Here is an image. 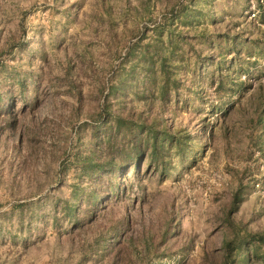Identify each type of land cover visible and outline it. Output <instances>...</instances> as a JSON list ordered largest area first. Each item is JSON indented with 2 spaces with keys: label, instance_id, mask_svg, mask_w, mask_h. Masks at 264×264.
I'll return each mask as SVG.
<instances>
[{
  "label": "rangeland",
  "instance_id": "374dc122",
  "mask_svg": "<svg viewBox=\"0 0 264 264\" xmlns=\"http://www.w3.org/2000/svg\"><path fill=\"white\" fill-rule=\"evenodd\" d=\"M260 3L261 10L256 0H0V88H11L15 101L13 112L0 113V264H212L233 236L224 208L239 185L245 193L234 225L264 234V151L251 148L256 135L239 126V114L227 119L236 130L223 139L209 100L201 104L203 130L191 105L174 98L168 105L170 124L195 138L166 176L136 180L129 172L134 186L126 193L89 214L82 206L76 219L65 214L66 205L76 207L73 189L89 186L79 168L93 152L85 124L126 47L186 8L196 16L193 28L176 22L162 34L242 31L259 39L240 48L241 60L258 61L257 77L264 73ZM208 94L216 104L213 88ZM121 101L110 99L113 113L126 111L130 103Z\"/></svg>",
  "mask_w": 264,
  "mask_h": 264
},
{
  "label": "trees",
  "instance_id": "16d2710c",
  "mask_svg": "<svg viewBox=\"0 0 264 264\" xmlns=\"http://www.w3.org/2000/svg\"><path fill=\"white\" fill-rule=\"evenodd\" d=\"M256 4L261 10L260 0ZM179 8L153 24L151 38L147 39L145 29L126 47L121 61L112 70L96 113L90 124H85L92 130L93 152L81 157L79 168L89 186L84 190L73 189L76 207L66 205V215L76 219L82 206H85L84 213L89 214L118 190L126 193L134 186L128 178L129 172L136 180L150 172L160 177L168 174L173 157L184 156L195 138L168 121L167 108L173 98L182 106L191 105L196 110L202 130L206 117L200 116L201 104L209 100L211 111L220 113L218 128L223 139H228L236 130V124L230 127L227 119L239 114V126L248 128V135H256L249 136L251 148L264 151V73L251 76V68L258 61L240 59V48L250 43L256 45L259 39L250 41L242 31L233 30L214 36L206 35L205 30H194L193 35H174L170 30L162 34L176 22L193 28L196 16L186 15V8ZM202 44H207L209 50L196 47ZM210 88H213V98L218 100L216 104L208 94ZM10 90L0 88V113L6 115L13 112L15 103ZM111 98L130 103L123 105L126 110L123 114L112 112ZM134 100L143 109L136 111ZM244 193V187L239 185L224 208L223 222L233 236L223 239L219 257L212 264H264V234L242 230L241 226L234 225L232 218Z\"/></svg>",
  "mask_w": 264,
  "mask_h": 264
},
{
  "label": "built area",
  "instance_id": "2783aa9c",
  "mask_svg": "<svg viewBox=\"0 0 264 264\" xmlns=\"http://www.w3.org/2000/svg\"><path fill=\"white\" fill-rule=\"evenodd\" d=\"M250 18H255L254 7H252V9H251Z\"/></svg>",
  "mask_w": 264,
  "mask_h": 264
}]
</instances>
